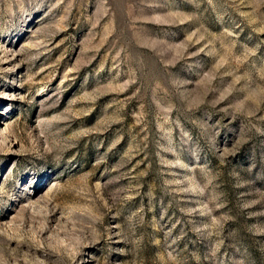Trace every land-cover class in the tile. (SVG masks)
Masks as SVG:
<instances>
[{
  "label": "rangeland",
  "instance_id": "obj_1",
  "mask_svg": "<svg viewBox=\"0 0 264 264\" xmlns=\"http://www.w3.org/2000/svg\"><path fill=\"white\" fill-rule=\"evenodd\" d=\"M0 264H264V0H0Z\"/></svg>",
  "mask_w": 264,
  "mask_h": 264
},
{
  "label": "bare ground",
  "instance_id": "obj_2",
  "mask_svg": "<svg viewBox=\"0 0 264 264\" xmlns=\"http://www.w3.org/2000/svg\"><path fill=\"white\" fill-rule=\"evenodd\" d=\"M4 131V130H3Z\"/></svg>",
  "mask_w": 264,
  "mask_h": 264
}]
</instances>
